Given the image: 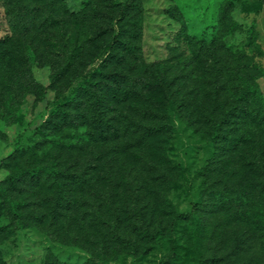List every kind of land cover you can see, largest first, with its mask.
Masks as SVG:
<instances>
[{"label": "rangeland", "instance_id": "1", "mask_svg": "<svg viewBox=\"0 0 264 264\" xmlns=\"http://www.w3.org/2000/svg\"><path fill=\"white\" fill-rule=\"evenodd\" d=\"M17 1L0 0V264H48L50 256L85 264L92 256L89 242L98 244L102 238L101 227L87 224L77 205L58 208L51 201L57 193L47 173L28 172L38 159L50 167L62 162L80 170L93 164L94 180L77 200L101 205L106 193L109 216L133 204L154 231L163 227L155 241L139 236V254L122 248L106 264H264L262 209L246 206L263 200L264 178L250 163H261L250 155L251 146L259 153L260 141L229 153L226 143L211 145L199 127L170 112L174 131L168 143L167 136L147 140L140 132L103 150L94 124L103 107L92 100L84 103V91L72 110L74 123L60 132L52 128L39 133L61 87L68 97L78 86L68 88L70 79L60 88L52 86L53 67L63 68L71 54L94 53L109 41L104 35L109 31L106 5L112 0H21L19 16L13 19L10 10ZM141 1L140 43L146 62L174 64L173 74L181 73L182 63L195 55V43L217 40L225 50L243 55L241 66L264 68V0ZM83 11L86 18L77 17ZM234 22V31L227 34ZM98 35L102 39L92 45ZM216 48L222 58L224 50ZM258 83L264 91V76ZM262 127L255 123L249 129L264 135ZM112 191L120 194L116 204ZM13 201L20 202L24 227L14 220ZM196 204L199 213L175 221L171 235L175 215L191 212ZM140 217L125 222L128 231L140 232L133 227L142 226ZM76 237L77 246L66 244Z\"/></svg>", "mask_w": 264, "mask_h": 264}, {"label": "trees", "instance_id": "2", "mask_svg": "<svg viewBox=\"0 0 264 264\" xmlns=\"http://www.w3.org/2000/svg\"><path fill=\"white\" fill-rule=\"evenodd\" d=\"M106 6L110 10L109 31L104 35L109 36V41L100 45L94 53L71 54L63 68L53 67L52 86L60 88L64 85V79H70L66 84L68 88L76 82L78 86L68 97L63 96L64 90L61 87L54 110L43 125L37 128L38 132L46 134L52 128L60 132L63 125L74 123L72 110L77 107L80 92L84 91V103L92 100L103 107L95 115L94 121L100 134L97 141L103 145V150L110 142L140 132L147 140L167 136L164 142L168 143L174 131V125L170 121V112H173L172 116L179 117L190 127H199L208 136V143L211 145L226 143L229 153L259 140V153H255L257 149L251 146L253 149L250 155L261 163L259 166L254 161L250 163L255 165L252 171L259 170L260 177L264 178V135L259 130H256V134L249 129L257 123L258 126H263L261 129L264 131V91L258 83L264 76V68L249 64L241 66L238 60L243 59V55L225 50V46L214 40L209 44L195 43V55L188 63H182L181 60V73L173 74L176 65L167 62L148 63L144 59L140 43L144 15L142 1L112 0ZM20 7L21 0L10 10L11 18H18ZM77 17L86 18V13L79 12ZM236 24L232 23L226 33L233 32ZM102 37L103 35L95 37L92 45H96ZM219 46L224 50L222 58L217 53L216 47ZM100 90H103L102 94L99 93ZM250 134L256 136L251 137ZM38 161V165L29 168L28 172L34 176L47 173L48 180H51L57 193L51 201H55L58 208L62 204L77 205L83 210V219L87 224L101 227L102 238L98 244L88 241L92 256L85 264H106L107 259L123 252L122 248L139 254L142 247L139 244L140 235L155 241L163 231V227L154 231L150 220L133 204L122 209L123 213L115 209L112 216H109L106 193L103 194L101 205L88 200H77V195L83 193L86 186L94 180L96 170L93 164L80 170L62 162H55L50 167L42 159ZM174 170L178 168L174 167ZM109 173L112 175V170ZM119 195L111 192L113 203L118 202ZM262 196L263 200L247 202L246 206L251 210L260 207V215L264 218V193ZM19 205V201L12 202L13 217L24 227ZM199 211L200 205L196 204L191 212L175 215L169 224L171 235L174 234L175 221L192 219ZM137 216H142V226L134 223L133 227H140V232L139 229L128 231L125 222L134 220ZM40 221L44 222V219L41 218ZM68 238L67 235L65 240H69ZM115 239L120 242L115 244ZM76 240L77 237L65 243L77 246ZM48 264L67 263L50 256Z\"/></svg>", "mask_w": 264, "mask_h": 264}]
</instances>
